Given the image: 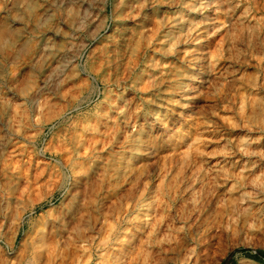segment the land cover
I'll list each match as a JSON object with an SVG mask.
<instances>
[{
    "label": "rangeland",
    "instance_id": "obj_1",
    "mask_svg": "<svg viewBox=\"0 0 264 264\" xmlns=\"http://www.w3.org/2000/svg\"><path fill=\"white\" fill-rule=\"evenodd\" d=\"M109 235L264 264V0H0V264Z\"/></svg>",
    "mask_w": 264,
    "mask_h": 264
},
{
    "label": "bare ground",
    "instance_id": "obj_2",
    "mask_svg": "<svg viewBox=\"0 0 264 264\" xmlns=\"http://www.w3.org/2000/svg\"><path fill=\"white\" fill-rule=\"evenodd\" d=\"M189 81L190 82L194 81V79L193 78H189ZM146 154L147 153L140 152V151L138 153V155L141 156V157L145 156ZM117 240H118V238L109 235L108 237H105L102 240V242L100 244H98L97 246H93V247L87 248V250L89 252V259L87 261H84V262L82 261L81 264H88V262L93 261L94 260V256L98 257V259L100 260V264H110L112 259H114L113 258L115 256L114 254H116L113 251V248L116 245ZM99 252H102V253H99ZM85 258H86V256H85Z\"/></svg>",
    "mask_w": 264,
    "mask_h": 264
},
{
    "label": "trees",
    "instance_id": "obj_3",
    "mask_svg": "<svg viewBox=\"0 0 264 264\" xmlns=\"http://www.w3.org/2000/svg\"><path fill=\"white\" fill-rule=\"evenodd\" d=\"M253 258H255L258 261H262V259H264V254L260 253V255L258 257H253ZM231 264H233V263H231Z\"/></svg>",
    "mask_w": 264,
    "mask_h": 264
}]
</instances>
